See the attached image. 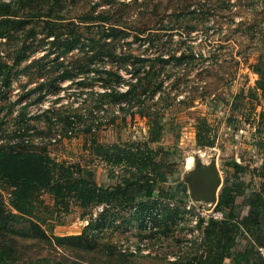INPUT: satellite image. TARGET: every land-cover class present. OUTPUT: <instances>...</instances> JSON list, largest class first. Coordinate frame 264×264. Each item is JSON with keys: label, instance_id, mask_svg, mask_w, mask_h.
Masks as SVG:
<instances>
[{"label": "rangeland", "instance_id": "374dc122", "mask_svg": "<svg viewBox=\"0 0 264 264\" xmlns=\"http://www.w3.org/2000/svg\"><path fill=\"white\" fill-rule=\"evenodd\" d=\"M0 3L13 13L0 36V145L18 143V148L43 149L59 160L87 165L92 156L84 144L91 126L101 142L143 140L148 112L162 110L174 118L175 131L154 146L172 151L180 172L189 157L196 162L216 157L223 179V164L230 159L251 170L261 164L257 143L264 137V95L254 69L264 59V0ZM74 31L79 41L67 51ZM132 85L139 92L133 105L103 97ZM130 106L138 111L134 118ZM198 115L217 132L213 148L197 145ZM90 166L100 184L116 183L104 162L94 158ZM5 196L0 189V203H6ZM44 198L52 203L49 194ZM149 201L152 206L135 210L96 207L85 218L76 209L46 239L33 231L28 218L0 205L7 217L0 216V234L15 248L20 264L43 257L68 264H170L180 249L193 245L199 235L194 220L206 217L213 206ZM152 207L164 218L163 231L153 225L145 230L136 220ZM148 216L153 220V214ZM150 233L155 236L148 238ZM76 235H82L81 244L67 238Z\"/></svg>", "mask_w": 264, "mask_h": 264}, {"label": "trees", "instance_id": "16d2710c", "mask_svg": "<svg viewBox=\"0 0 264 264\" xmlns=\"http://www.w3.org/2000/svg\"><path fill=\"white\" fill-rule=\"evenodd\" d=\"M11 15H13L11 6L0 3V17H4L0 21V36L6 33L5 28L12 22L11 18L6 17ZM79 36L80 33L74 31L72 44L67 51L75 47ZM254 70L259 75L258 88L264 95V59L260 60ZM67 72L68 76H71L69 71ZM105 72L118 76L116 72L110 70ZM106 80L107 84H113L112 79ZM138 95L136 85H132L123 92L111 89L103 97L117 104L133 105V100ZM130 108V115L134 118L138 111H135L133 106ZM125 109L128 111V108ZM140 111L144 112L142 109ZM164 114L162 110L148 112L146 116L148 133L143 140L105 143L97 138L92 126L88 129L89 136L84 146L92 160L97 158L111 167V177L117 178L114 184L98 182L97 173L90 166L92 160L84 165L82 162L59 160L43 149L28 148L24 145L23 148H18L20 146L18 143L9 147L0 145V189L6 194V203L1 202L0 205L4 208L8 206L13 215L19 214L28 218L33 231L46 239L48 232L53 231L57 225L64 224V217L76 209L80 212V217L85 218L93 215L96 207L100 205L105 206V211L107 208L119 211L132 207L135 210L138 206L149 204L152 198L169 200L172 192L165 184L176 176L179 170L171 159L172 151L162 145L154 146L160 144L166 132L175 131L174 118L165 117ZM195 122L197 145L214 147L217 132L208 118L198 115ZM257 146L262 155V162L253 172L263 181L246 199L249 206L248 214L241 217V208L236 200L238 196L246 194L242 175L250 169L248 165L230 159L223 164L226 175L214 207V210L221 211L224 217L222 219L210 217L206 223L203 218L199 219L196 230H199L200 234L197 239L185 251L180 249L182 251L170 261V264H224L228 257L233 258L232 264H264V258L259 253V247L264 245V137H261ZM45 194L52 197V203L46 201ZM4 212L5 210L0 207V216L3 215V219H6ZM151 214L153 227L162 230L160 226L164 218H158L162 214L154 212L153 207L138 215L137 218H143L136 219L139 220V226L146 230L145 219ZM133 219L131 218L130 222ZM245 235L254 240V245L246 253H234L233 249L239 243L240 237ZM146 236L150 238L155 234L150 233ZM67 238L75 239L80 244L82 242V235ZM12 247L3 234H0V264H20L15 257L16 250ZM32 264L68 263L59 261L55 263L50 258L43 257Z\"/></svg>", "mask_w": 264, "mask_h": 264}, {"label": "water", "instance_id": "95a60500", "mask_svg": "<svg viewBox=\"0 0 264 264\" xmlns=\"http://www.w3.org/2000/svg\"><path fill=\"white\" fill-rule=\"evenodd\" d=\"M185 170L178 171L167 183L169 191L172 192L169 200L180 204L203 205L207 208L216 204L222 185V175L216 157L213 156L209 162H196L193 158L192 165L187 163Z\"/></svg>", "mask_w": 264, "mask_h": 264}, {"label": "crops", "instance_id": "0c3cea01", "mask_svg": "<svg viewBox=\"0 0 264 264\" xmlns=\"http://www.w3.org/2000/svg\"><path fill=\"white\" fill-rule=\"evenodd\" d=\"M203 148H206V147H203ZM261 158H262V155H261ZM244 165H246V164H244ZM222 170H223V167H222ZM229 170L232 171L231 168H229ZM245 176H250L249 177L250 178L249 182L247 181V179H246ZM252 176H254V177L252 178ZM224 179H225V177H224ZM224 179L222 177V185H221V187L223 186ZM242 179L245 181L246 194L245 195L238 196L237 197V200H236L237 204L239 205V208H241V217L247 215L248 214V211H249V206L246 204L247 203L246 202L247 197L250 195V193H251L252 190L258 189L260 187V184L263 181V179L261 177H259L256 173H254L253 170H251V169H250V171H247L244 175H242ZM253 182L256 184V186H254ZM167 186H168V184H167ZM240 197L243 198V201H240ZM215 205L216 204H214L213 207ZM223 217H224V214H223ZM203 219H204V221H207V217H205ZM196 231H198L199 234H200V231L199 230H196ZM253 245H254V240L250 236L248 238H247L246 235L245 236H241L240 239H239V243L236 245V247H234L233 251H234V253H236V252L246 253V251L250 250ZM255 248L258 250V247L257 246H255ZM232 262H233V258L232 257H228V258L225 259L224 264H232Z\"/></svg>", "mask_w": 264, "mask_h": 264}, {"label": "built area", "instance_id": "2783aa9c", "mask_svg": "<svg viewBox=\"0 0 264 264\" xmlns=\"http://www.w3.org/2000/svg\"><path fill=\"white\" fill-rule=\"evenodd\" d=\"M172 203H175V202H172ZM190 206H191V204H188L187 205V207H189V208H190ZM104 207H105L104 205H100V206H98V209L99 210H104ZM214 207H212V209H209L208 210L209 214H207V216H206L207 217V220L210 217H213L215 219H221L223 217V213L221 211L214 210ZM202 218H205V217H202ZM198 221L199 220H194L195 223H198ZM146 222H147L148 228H151L152 225H153V222L151 220V217H149V219H146ZM204 222L206 223L207 221H204ZM132 250H133V252L137 253L139 251V248H133ZM259 253L264 258V245H262V246L259 247Z\"/></svg>", "mask_w": 264, "mask_h": 264}, {"label": "bare ground", "instance_id": "6f19581e", "mask_svg": "<svg viewBox=\"0 0 264 264\" xmlns=\"http://www.w3.org/2000/svg\"><path fill=\"white\" fill-rule=\"evenodd\" d=\"M189 159H191V161H189ZM192 162H193V159L190 157V158H188V165H192Z\"/></svg>", "mask_w": 264, "mask_h": 264}]
</instances>
